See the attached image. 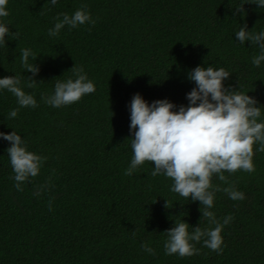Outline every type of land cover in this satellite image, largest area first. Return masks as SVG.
<instances>
[{
    "label": "trees",
    "instance_id": "trees-1",
    "mask_svg": "<svg viewBox=\"0 0 264 264\" xmlns=\"http://www.w3.org/2000/svg\"><path fill=\"white\" fill-rule=\"evenodd\" d=\"M252 2L58 0L52 6L48 0H8L9 15L0 23L19 37L6 35V45L0 44V78L19 76L38 107L20 108L8 119L19 106L12 93L0 89V132L15 129L29 151L47 160L17 191L7 153L11 144L0 138V264H264V152L256 150L258 142L253 173L224 172L225 181L212 177L213 189L220 191L210 211L221 222L234 217L221 233L219 255L203 239L194 242L199 255H165L166 231L176 221L188 223L190 234L197 226L214 225L202 218L199 201L170 190V178L152 176V162L124 174L133 158V96L139 93L149 105L167 99L173 111L187 107L186 96L196 87L188 73L197 66L231 73L225 88L257 100L258 122H264V61L252 64L260 49L235 36L245 24L253 33L264 31V8ZM81 4H87L94 25L65 26L58 36L48 35L58 14L72 15ZM243 4L244 12L233 15ZM26 48L37 56L29 63L40 69L32 88L26 82L32 74L20 60ZM75 65L96 90L71 105L46 104L41 96L54 93L57 79H75L70 71ZM49 178V187L33 195ZM229 186L245 199L231 200L223 191ZM145 242L154 255L143 251Z\"/></svg>",
    "mask_w": 264,
    "mask_h": 264
},
{
    "label": "clouds",
    "instance_id": "clouds-1",
    "mask_svg": "<svg viewBox=\"0 0 264 264\" xmlns=\"http://www.w3.org/2000/svg\"><path fill=\"white\" fill-rule=\"evenodd\" d=\"M57 2L58 0H48L52 6ZM7 3L8 0H0V17L9 15ZM252 3L264 8V0H254ZM87 9V4H81L72 15L58 14L48 35L58 36L65 26L76 28L86 23L94 25L96 21ZM243 12L244 4L238 5L233 15ZM6 35L14 40L18 39L19 32L11 33L7 25L0 23V44L6 45ZM235 36L241 44L250 41L252 45L259 47L260 54L252 58L253 66L259 67L264 61V31L253 33L247 30L245 24ZM30 56L33 60L37 59L31 49L21 50V65L32 74L26 77L27 87L32 88L37 84L34 77L40 69L29 63ZM70 71L75 79H57L54 93L41 96L46 104L54 108L71 105L96 90L82 67L75 65ZM230 74L223 67L214 69L212 66H197L189 71L188 79L195 82L196 87L186 96L188 106H180L178 111H173L176 106L167 99L157 100L149 105L139 93L132 98L129 130L134 136L131 138L133 158L124 174L131 176L145 161L152 162L155 165L152 176L163 173L170 178L174 182L170 190L183 198L199 201L203 206V211L200 210L202 218L214 225L204 229L197 226L192 228L190 234L188 223L184 220L176 221L174 227L166 231L167 239L163 245L165 255H199L200 249L195 247V243L202 239L205 247L218 255L222 254L224 240L221 233L234 217L228 215L221 222L210 211L214 205L215 192L220 191L219 188L213 189L212 177L218 175L219 180L225 181L224 172L243 170L253 173L254 145L258 142L259 148L256 150L264 152V122H258L261 107H257L258 101L248 94L225 88L223 81ZM20 85L21 78L17 75L0 78V89L12 93L19 106L10 110L8 119L17 117L20 108L38 107L35 97L26 94ZM0 138L11 144L7 149L14 173L11 179L16 182V190L23 191L21 184L39 174L47 157L29 151L26 141L15 129L11 133L0 132ZM50 181L51 178L49 183L38 186L33 195L39 197L49 187ZM223 191L231 200L245 199V194L234 186L226 187ZM51 210L49 201V211ZM141 248L150 255L155 254V250L147 242Z\"/></svg>",
    "mask_w": 264,
    "mask_h": 264
}]
</instances>
